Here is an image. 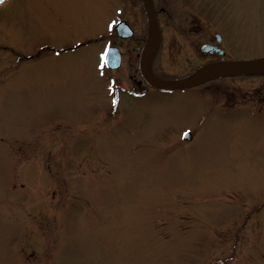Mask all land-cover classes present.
<instances>
[{
    "label": "rangeland",
    "instance_id": "rangeland-1",
    "mask_svg": "<svg viewBox=\"0 0 264 264\" xmlns=\"http://www.w3.org/2000/svg\"><path fill=\"white\" fill-rule=\"evenodd\" d=\"M124 1L0 3V264H264V109L204 117L192 95L214 81L110 97L105 113V84L129 88L133 70L110 72L89 41ZM183 1L157 0L167 38L197 22L235 57L264 54V0ZM170 54L160 73H186Z\"/></svg>",
    "mask_w": 264,
    "mask_h": 264
},
{
    "label": "flooded vegetation",
    "instance_id": "flooded-vegetation-1",
    "mask_svg": "<svg viewBox=\"0 0 264 264\" xmlns=\"http://www.w3.org/2000/svg\"><path fill=\"white\" fill-rule=\"evenodd\" d=\"M130 2L132 4L129 7L130 9H128V12L126 13H125V7L127 4L125 5L126 1L123 2L122 5L123 9L118 12L116 21L125 20L129 23L130 21H132L137 25L136 27L137 29L135 28L134 24L130 23V25L134 28V30L131 32L129 36H121L118 33H116L115 30H113L104 33L99 37H96L95 40L93 41V43H95L98 40H101L102 43L105 45V47L107 45L117 47L121 55V67L123 66V64H128V66H130L133 70V73L129 77L130 80L129 88L127 86L125 87L121 86L122 83L118 81V79L116 78V83L114 85L115 95H110L108 85L105 84V88H106L105 94L107 96H104V101L101 103L103 105L102 107L105 110V113L107 114H108L107 108H109L111 105L110 97L112 96L114 97V99H118L116 101L118 103L113 101L114 102L113 105H115L117 108L122 100V97L118 93L122 91L148 94L154 91L155 93H157L160 90L145 77L143 72V61L145 59V55L148 51V48L153 38V31L150 30L148 26L149 18H148L147 10L145 8L146 7L145 0H130ZM153 2L155 6V13L157 16V20L161 29L160 47L152 62L153 71L157 76L173 77V78L184 77L192 73L195 69H197L199 66L205 63L219 61L223 59L238 58L235 57L234 54L229 53L225 49L227 47L223 36L221 41H218L216 39V35L218 34L217 31L207 35L203 31H200L202 29V26L197 22H195V26L198 25V27H196L195 30L192 29L188 31L185 30L176 31L174 33H171L167 38L165 36V32L162 30L161 21H160L161 20L160 15L162 14L166 15L167 13L166 6H163L162 4L158 5L157 0H153ZM184 3L185 2L182 0L181 4L183 5ZM140 19H142L141 21V23L143 24L142 29H139L141 23L138 20ZM194 20H196L195 17L192 16L191 18V16H189L185 20V23L191 22L192 24ZM207 43L210 44L211 47H209L207 51H202L201 47ZM165 46H167L168 49L170 50L171 54L169 55V60L173 64L180 63V61L182 60H184L185 63L189 64V70L186 73L183 74L160 73V67L163 65L160 63L159 59L162 54V49ZM173 50H177V52ZM101 58L104 62L103 53L101 55ZM105 66L109 69V67L106 64ZM120 68L110 69V70L116 73ZM261 73L263 74L258 76L262 78V82H259V85L257 87L256 86H253L252 88L251 86L248 88H244V86L242 87V84L244 85L247 79L239 77V74H234V75L222 76L219 77L218 79H213L207 83H203L211 87L213 82L216 81L218 83L216 85L217 86L216 94H206V95L193 94L192 96H195L196 98L202 101L204 105V111L202 112V114L204 117L210 116L213 109H216L217 111H220L221 113L226 115H234L240 109L253 108L262 111L264 109V71H261ZM122 81L126 82V80L124 79H122ZM202 85L193 86L186 90L194 93L196 89L202 88ZM107 98H109L110 104ZM185 131H187V129ZM59 135H63V134L59 133ZM193 138L194 135H192L188 139H185L186 140L185 142L190 141Z\"/></svg>",
    "mask_w": 264,
    "mask_h": 264
},
{
    "label": "water",
    "instance_id": "water-1",
    "mask_svg": "<svg viewBox=\"0 0 264 264\" xmlns=\"http://www.w3.org/2000/svg\"><path fill=\"white\" fill-rule=\"evenodd\" d=\"M146 4L154 35L144 59V72L148 79L158 87L168 88L190 86L205 79L222 74L247 73L264 69V57H261L255 59L227 60L208 63L198 68L193 74L181 79H161L157 77L152 71L151 64L160 43V29L155 17V10L152 0H146ZM116 29L120 33H127V31L131 30V28H129V26L124 22L117 23ZM110 65L112 67H116L119 65V63L113 61Z\"/></svg>",
    "mask_w": 264,
    "mask_h": 264
}]
</instances>
